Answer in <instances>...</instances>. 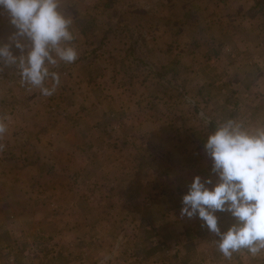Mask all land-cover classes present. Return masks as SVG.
Wrapping results in <instances>:
<instances>
[{
    "label": "rangeland",
    "instance_id": "rangeland-1",
    "mask_svg": "<svg viewBox=\"0 0 264 264\" xmlns=\"http://www.w3.org/2000/svg\"><path fill=\"white\" fill-rule=\"evenodd\" d=\"M192 1L199 3L193 5L191 0H63L61 10L73 20L71 25V31L75 36L73 46L81 56L92 51V55L97 58L95 85L98 87V108L95 107L94 116L91 115L90 108L84 109L87 113L81 121L82 124L80 123L83 129L80 133L82 145L77 143L71 149L66 148L65 151L72 156L63 164H52L47 161V156L52 158L56 155L55 143L59 141L58 135L51 132L43 138L46 158H41L38 166L43 172L49 171L50 176H55L66 191L59 195L50 193V188H54V184H44L42 174L31 176L29 188L33 191V197H29L32 201L29 206L33 210L17 212L22 215L32 214V217L26 220L30 222L20 219L15 226L0 229L3 242V245H0L2 264H16L17 255L24 253V256L29 258L30 255H34L32 262L35 264H96L97 260H100V264H122V261H117L122 257V245L118 244L112 252L109 247L110 239L117 227L115 224L129 218L136 209H144L148 215L153 214L148 210L155 204H170L172 195L173 197L178 195L174 197V203H182V197L187 192L184 177L188 173L191 175V169L195 168L191 164L201 167V160L208 157L203 144L209 137L204 126L206 118L209 117L203 115V110L209 104L217 105L216 103L221 100L219 85L216 83L221 81L224 71L220 61L224 54L222 44L225 39L219 34L224 24L218 20L221 0H213L214 4L209 10L202 9L201 13L205 19L203 23L196 21L191 12L192 6L201 10V0ZM254 1L256 2L254 9L264 11V0ZM92 20L96 27L95 32L90 34L83 32L84 29L89 30L88 25ZM15 31L16 29L9 23L7 14L0 9V46L9 44V38ZM24 42L27 43L26 40ZM210 42H214L213 46ZM247 42L249 41L244 40V46L238 48L241 49L238 55H242L245 63H241L243 68H240L246 69L242 72L243 76L252 69L262 67L264 62V50L259 56L249 54ZM147 45L153 48V56L143 50ZM162 47L168 56H160L158 50ZM11 50L14 55L21 54L14 45ZM124 50L131 54L124 53ZM229 53L237 56L231 50ZM107 58H114L116 67H106ZM121 62L124 65L122 78V74L119 73L122 69L118 68ZM165 67H168L170 72L167 73ZM51 70L58 72V68ZM239 81L242 83L239 95L230 107L228 118L246 124H264V115L249 119L246 115L238 114L244 108L263 109L262 85L244 84L246 82H242L243 77ZM46 86L51 87V84ZM121 87L123 90L118 91ZM36 89L22 85L21 76L15 66L0 64V109L4 112L20 115L23 105L28 103L31 95L34 96ZM59 90L60 88L57 92ZM142 91L145 92V98L139 96L135 101H141L143 104L147 121L149 118L151 123L158 120L164 127V133L169 131V134H165L169 137L164 141L179 139L185 141L187 145L174 149L180 155L173 161L163 164L149 163L145 168H140L146 176L145 183L149 187L147 191L137 189L135 186L137 183L132 182L130 189L123 194L108 198L101 196L103 188L99 186L104 184L95 178V173L109 171L108 156L124 160L123 146L129 145L131 148L136 142L143 143L146 140L143 136L127 132L129 120L123 121V117H117L116 112H112L116 106V102L113 105L114 97L116 96V101L123 104L125 99L130 102L132 95L142 94ZM49 97L43 99L41 109L45 106L52 112H57V103ZM55 97L57 98V95ZM237 100L239 102H236ZM97 109H100L98 116ZM193 111H197L198 114L194 115ZM82 117L63 115V118L71 120L72 123ZM54 119H57V116H54ZM93 129L95 133H92ZM194 129L196 132L191 133ZM191 139L195 148L191 145ZM142 145V149H147ZM0 151L2 152L1 149ZM191 153H195V156L193 157ZM74 155H78V158L76 159ZM193 159L196 160L191 161ZM24 165L25 163L21 161L17 167ZM10 167L11 165L0 167V177L7 174ZM151 184H157L165 196L155 197L153 193L155 187L151 188ZM178 189L180 191L175 193ZM15 190L18 191L17 188L12 189ZM75 205L82 207L80 216L86 219V226H92L90 230H85L92 238L90 250L84 248L79 252V246L83 243L78 239L63 240L65 241L63 244L57 240L59 236H56L61 232L73 233L81 226L77 219L78 212L73 208ZM37 211H48L47 215L50 214V217L58 216L57 228L62 229H56L54 224L49 225L50 227H37ZM13 218L10 217V220ZM145 224L142 234L145 233L153 243H157L163 234L169 235L172 231L180 233L178 229L172 230L170 227L159 225L157 227L150 222ZM135 230V228L126 230V235L138 240ZM186 239L187 236L183 234L177 241H172L173 239L168 242L158 241L162 243L159 246L164 255L162 264H186L178 254L182 249V241ZM200 253L202 255L199 264L214 263L210 250L205 248Z\"/></svg>",
    "mask_w": 264,
    "mask_h": 264
},
{
    "label": "crops",
    "instance_id": "crops-1",
    "mask_svg": "<svg viewBox=\"0 0 264 264\" xmlns=\"http://www.w3.org/2000/svg\"><path fill=\"white\" fill-rule=\"evenodd\" d=\"M198 3V1L191 0V4L193 5H197ZM200 4H202L201 10L199 7L192 6L191 12L194 14V19L196 21L203 23L205 19L201 11L202 9H211L214 1L201 0ZM255 6L256 2L254 0H228L226 2L221 0V10L219 11L220 15L218 20L220 23L224 24L219 30L220 36L225 39L222 44V52H224V54L220 61L224 71L220 79L221 81L216 83V85H219V98L221 100L216 103L217 105L209 104L208 107L203 110V115L205 117H215L210 119L206 118L207 124L205 123L204 126L207 131V136L215 132L219 123L229 119L228 113L230 112V107L234 100L237 99L236 96L239 95L238 91L242 84L239 80L242 77V82H246L244 84L258 83L262 85L264 89V62L262 67H257L258 69L256 70L252 69L250 73L243 76L242 72L246 69L241 70L240 68H243L241 63H244V60L242 55H238V51L241 50L238 48L244 46V40L249 41L246 43V46H249V54L259 56L262 55L264 50V11H256L254 9ZM213 44L214 42H210L211 46H213ZM152 49L153 48L147 45L143 50L147 53L150 52V55L153 56ZM230 50L235 52L237 56L230 54ZM124 53L131 54V52L127 50H124ZM158 53L163 57H165V55L168 56L165 54L164 47L160 48ZM96 60L97 58L92 55L91 51L82 56L79 53L78 59L72 64H64L61 62L58 66L54 67L58 68V73H61L59 74L61 82L55 93L49 98L57 103V112H52L49 107L47 109L45 106L44 109H41V105H43L42 103L44 102L43 99H45V97L48 98V96L42 95L39 89H36L33 94L34 96L31 95L28 103L23 105L29 108L22 107V113L20 115H13L10 114V112H4L0 109V123H3L7 129L3 135H0V145L3 146L0 148L2 150V152L0 151V167L11 165L10 171H7V174L0 177L2 178L0 180V229L15 226L20 219L25 222H30L26 220L31 218L32 214L22 215L17 211H24L26 209L28 211L33 210L29 206V203L32 202L29 197H33V191L29 188V181L32 179V175L42 174L44 184H54V188H50V193L53 192L59 195L62 191H66L55 176H50L49 171L43 172L38 166L41 158H46L44 156V154H46V146L43 145L42 141L43 138L51 132H54L59 137V141L55 143L57 149L56 155L52 158L47 156V161L52 164H63L66 162L67 158L72 156L65 151L66 148L71 149L77 143L82 145L80 142V133L83 132L81 121L87 113L84 109L90 108L91 115L94 116V109L95 107L98 108V87L95 85V78L97 76L95 69ZM107 60L108 63L105 65L106 67H116L114 58H107ZM118 68L122 69V71L119 72L122 74V78L124 74V65L122 62ZM117 69H115L116 72H118ZM49 83L52 84V81ZM49 83L46 82L48 85ZM113 87H115V83ZM59 88L60 90L57 92ZM119 90L122 91L123 88L121 87L118 91ZM144 93L145 92L142 91V94L132 95V98H129L130 102H127L125 99L123 104L116 101V96L114 97L115 100L113 105L116 102V106L113 107L112 112H116L117 117H123V121L126 119L129 120V123H127V132H131L139 137L143 136L146 140L143 143L136 142L134 145H131V148H129V145L123 146L125 148L123 150L125 155L122 157L124 160L112 155L108 156L109 171L107 173L101 171L95 173V178H97L100 183L104 184V186H99L103 188V193L102 190L100 193L101 196H106L108 198L123 194L124 191L130 189L129 186L132 182L137 183V185H135L137 189L147 191L149 187L145 183L146 176L141 172L140 168H145L146 164L149 163L163 164L173 161L177 158L176 156L180 155L177 151L175 152L174 149H177L178 146L187 145L185 141L179 139L176 141H164L169 137V135H165L169 134V131L164 133V127L158 120H155V123H151L149 122L151 118H149L147 121V113L143 109V104L141 101H135L136 97L139 98V96L145 98L146 95H144ZM56 95L58 99L55 97ZM38 102H41V104H38ZM236 102L239 101L237 100ZM99 110L100 109H97L96 111L97 116ZM69 114L76 117H83L72 123L70 122L71 120L63 118V115ZM101 114L103 115V113ZM193 114L197 115L198 113L197 111H193ZM238 114L246 115L251 119L255 116L264 115V107L262 110L244 108L240 110ZM54 116H57V119H54ZM102 120L104 119L102 118ZM12 123L14 124L13 126L11 125ZM194 132H196L195 129L191 131V133ZM92 133H95L94 129ZM142 139L144 140V138ZM192 142L193 140L191 141V145L194 147V143ZM206 142L207 139L203 145H205ZM141 145L147 147V149H142ZM191 155L194 157L195 153H191ZM74 156L76 159L78 158V155ZM193 157H191V159ZM206 158L207 159L201 160V167H196L194 164H191V166L193 165L195 168L191 169V175L188 173V175L184 177L187 191L193 178L197 175L205 179L211 178L213 182L218 181V177L212 172L211 158ZM195 160L196 159H193L191 161ZM21 161L24 162L25 165L17 167L18 163ZM151 186V188L155 187L153 192L155 197L165 196L164 193L160 191L157 184H151ZM15 188H17L18 191H12V189ZM177 191H180V189L175 190V193ZM16 194L20 195L17 196ZM174 197H178V195ZM174 197L172 195L170 204L161 203V205H157L154 202L153 204L155 205L148 210L153 214L148 215L147 211L144 209H134L136 212L130 215L129 218L115 224L117 227L113 233V237L110 239L109 247L112 252L118 244L122 245V257L117 259L118 262L122 261V264H162L164 255L159 247L162 243L158 241L168 242L172 239V241H177L185 234L187 239L182 241V249L178 254L186 264H199L202 255L200 252H203L205 248L211 251L214 260L213 264H264V252L253 256L246 249L233 253L230 259L226 258L218 249V237L210 233L206 227H202L203 221L198 217L189 219L180 216L182 203H174ZM73 208L78 212L77 219L81 226L75 229L76 231H73V233L61 232V236H56H59L57 240L60 244H63L65 242L63 240L78 239L83 243V245L79 246V252L84 248L90 250V244H93L91 241L92 238L85 230H90L92 226H86V219L80 216V214H82V207L80 205H75ZM59 209H61V207ZM47 213L48 211H37V227H50L49 225L54 224L56 229H62L57 228L56 222L58 216L50 217V214L47 215ZM217 216L219 217V226L222 231H227L234 223L229 213L218 212ZM10 217H14L13 220H10ZM146 222H150L157 227L159 225L162 227H170L172 230L178 229L180 233L172 231L169 235L167 233L163 234L161 238H158L156 241L157 243H153L145 233L144 235L142 234ZM117 228H119L118 231ZM132 228L136 229L135 234L138 240L131 237V235H126V230ZM1 234L2 230H0V245H3ZM56 237H54V239ZM58 247L60 248V245ZM110 249L108 248L107 254L110 253ZM24 255L25 253L17 255L18 263L16 264H35L32 262L34 260V255H30V258ZM2 261L3 259L0 257V264H2ZM96 264H100V260H97Z\"/></svg>",
    "mask_w": 264,
    "mask_h": 264
},
{
    "label": "clouds",
    "instance_id": "clouds-1",
    "mask_svg": "<svg viewBox=\"0 0 264 264\" xmlns=\"http://www.w3.org/2000/svg\"><path fill=\"white\" fill-rule=\"evenodd\" d=\"M62 3L0 0V9L16 29L10 43L0 46V64L15 66L22 85L37 88L44 96L53 95L61 82L51 69L79 57L73 46V20L61 10ZM13 45L19 56L13 54ZM47 81H52L51 87ZM6 130L0 123V135ZM205 151L218 181L195 176L182 197L180 216L203 221L202 227L218 237V249L226 258L242 249L253 256L264 252V124L227 119L208 137ZM218 212L229 213L234 220L227 231L219 226Z\"/></svg>",
    "mask_w": 264,
    "mask_h": 264
},
{
    "label": "trees",
    "instance_id": "trees-1",
    "mask_svg": "<svg viewBox=\"0 0 264 264\" xmlns=\"http://www.w3.org/2000/svg\"><path fill=\"white\" fill-rule=\"evenodd\" d=\"M94 25L95 24H94L93 20L90 21L89 25H88L89 30L88 29H84L83 32H86L87 34H90L91 32H95L96 27H94ZM165 70L167 71V73L170 72V69L168 67H165Z\"/></svg>",
    "mask_w": 264,
    "mask_h": 264
}]
</instances>
